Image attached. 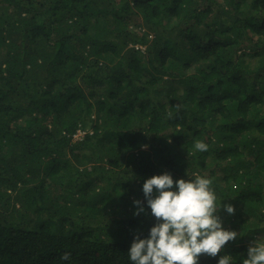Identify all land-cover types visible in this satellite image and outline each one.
<instances>
[{"label": "trees", "instance_id": "1", "mask_svg": "<svg viewBox=\"0 0 264 264\" xmlns=\"http://www.w3.org/2000/svg\"><path fill=\"white\" fill-rule=\"evenodd\" d=\"M165 171L210 177L239 234L198 264H242L264 237V0H0V264H132Z\"/></svg>", "mask_w": 264, "mask_h": 264}, {"label": "clouds", "instance_id": "2", "mask_svg": "<svg viewBox=\"0 0 264 264\" xmlns=\"http://www.w3.org/2000/svg\"><path fill=\"white\" fill-rule=\"evenodd\" d=\"M145 52L146 47L135 45ZM145 48V49H144ZM85 132L79 129L75 136ZM79 136V137H81ZM197 152H204L208 145L197 140ZM188 179H173L170 172L154 174L144 179L142 192L155 223L148 234L136 235L127 252L132 264H198L201 254L216 256L229 241L238 237L235 230L223 226L218 211L221 198L210 177L187 172ZM134 214L145 211L144 203L133 201ZM223 210L231 215L234 206L224 203ZM71 253L65 251L61 260L67 261ZM218 264H233L231 255H223ZM242 264H264V237L254 240L247 247Z\"/></svg>", "mask_w": 264, "mask_h": 264}, {"label": "rangeland", "instance_id": "3", "mask_svg": "<svg viewBox=\"0 0 264 264\" xmlns=\"http://www.w3.org/2000/svg\"><path fill=\"white\" fill-rule=\"evenodd\" d=\"M5 6H7L6 4H4L3 5V7H5ZM133 30H135V29H133ZM149 32H150V30H148ZM151 34L153 33V32H150ZM145 49V48H144ZM79 136H81L80 134L77 136V137H79Z\"/></svg>", "mask_w": 264, "mask_h": 264}]
</instances>
